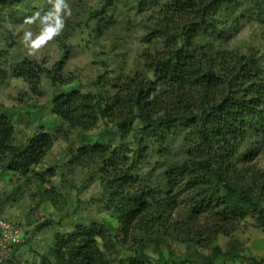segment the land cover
<instances>
[{"label": "trees", "instance_id": "16d2710c", "mask_svg": "<svg viewBox=\"0 0 264 264\" xmlns=\"http://www.w3.org/2000/svg\"><path fill=\"white\" fill-rule=\"evenodd\" d=\"M132 1L137 12L148 15L144 41L151 48L143 54L142 67L127 71L113 94L98 91L99 80L93 83L96 92L67 82L64 57L50 70L31 59L11 69L35 94L41 93L44 77L55 88L66 86L68 92L55 96L51 105L67 134L76 131L80 137V147L65 167L98 169L103 192L98 202L118 215L120 227L115 234L108 225L93 222L58 232L39 264L233 263L241 258L236 246L224 247L219 239L230 238L249 215L264 229V170L251 166L264 145V69L254 52L244 54L222 44L206 49L199 41L217 39L222 29L237 25L247 3L261 13L264 0ZM31 2L0 0V12L18 7L29 11ZM93 130L89 137L79 133ZM15 134L7 111L0 110L1 171L13 173L26 186L35 177L42 198L59 206L61 194L45 187L57 175L56 168L36 172L57 137L41 129L18 144ZM162 163L161 185H155L151 170ZM26 186H17L0 202H14ZM166 240L210 253L178 259L173 252L168 257L161 252L150 259L146 249ZM25 243L13 247L7 264H15ZM128 245L132 253L122 258ZM245 259L264 264V259Z\"/></svg>", "mask_w": 264, "mask_h": 264}, {"label": "rangeland", "instance_id": "374dc122", "mask_svg": "<svg viewBox=\"0 0 264 264\" xmlns=\"http://www.w3.org/2000/svg\"><path fill=\"white\" fill-rule=\"evenodd\" d=\"M31 1L29 11L18 7L12 12H0V110L7 111L11 118L18 144L26 143L41 129L57 137L54 148L36 167V172L56 168L57 175L45 187L56 188L61 195L60 204L55 207L42 198L44 191L39 189L38 179L31 176L26 186L24 180H18L13 173L0 169V200L11 196L17 186H26L14 202H0V217L19 225L22 242L26 241L14 257L15 264H39L40 255L48 252L58 232H67L78 225L93 222L108 225L115 234L120 227L118 215L107 212L98 202L103 197L98 169L89 166L70 170L65 167L73 150L80 147L77 143L80 137L76 131L67 134L68 127L60 126L52 114L51 105L55 96L68 92L66 86L55 88L44 77L41 93L35 94L23 79L12 76L11 69L20 61L31 59L50 70L64 57L67 82L74 80L73 85L82 91L96 92L93 83L99 80L101 90L98 91L113 94V87L119 86L129 75L127 71H137L142 67L143 54L151 48L144 41L149 25L148 15L137 12L132 0H64L67 7L62 5L59 14L56 12L57 0ZM97 11L103 14L95 15ZM27 14L33 15L26 17ZM57 15L63 24L58 33L39 48H31V42L24 39L25 34L30 32L32 39H36L46 26H55ZM237 20V25L234 22L233 26L222 29L220 37L201 40L200 45L213 49L222 44L244 54L254 52L264 69V9L260 13L247 3L241 7ZM103 127L102 124L96 129ZM96 131L79 133L89 137ZM62 132L68 137H65L66 140ZM179 147V142H176L175 148L179 150ZM258 154L251 166L257 165L264 170V145ZM150 162L155 164V159L151 157ZM163 164L151 170L150 178L155 185H161ZM45 222H50V225L37 232L36 227ZM219 244L224 247L234 244L241 256L226 264H248L245 259L248 256L264 259V229L256 226L253 215L243 220L230 238L221 237ZM131 249L132 245H128L121 254L122 258H128ZM146 252L152 260H156L161 252L167 257L173 252L178 259L210 253L169 240L160 246L152 243Z\"/></svg>", "mask_w": 264, "mask_h": 264}, {"label": "built area", "instance_id": "2783aa9c", "mask_svg": "<svg viewBox=\"0 0 264 264\" xmlns=\"http://www.w3.org/2000/svg\"><path fill=\"white\" fill-rule=\"evenodd\" d=\"M22 229L19 225L0 220V264H7L12 249L22 242Z\"/></svg>", "mask_w": 264, "mask_h": 264}, {"label": "clouds", "instance_id": "9594fccd", "mask_svg": "<svg viewBox=\"0 0 264 264\" xmlns=\"http://www.w3.org/2000/svg\"><path fill=\"white\" fill-rule=\"evenodd\" d=\"M67 7L66 4H64V0H57L56 3V12L59 14L61 11V6ZM70 14V12H69ZM48 19V18H47ZM63 26L62 21L59 19V16L56 17L55 26L48 25L43 29V32L41 35H39L36 39H32V33H26L25 34V41H30V47L33 49L39 48L41 45L46 43L48 40L52 39L60 30V28Z\"/></svg>", "mask_w": 264, "mask_h": 264}]
</instances>
